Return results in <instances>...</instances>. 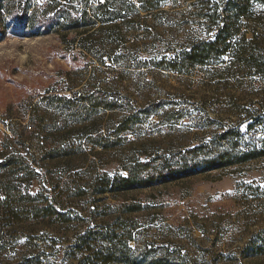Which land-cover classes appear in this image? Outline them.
Wrapping results in <instances>:
<instances>
[{
	"label": "rangeland",
	"instance_id": "obj_1",
	"mask_svg": "<svg viewBox=\"0 0 264 264\" xmlns=\"http://www.w3.org/2000/svg\"><path fill=\"white\" fill-rule=\"evenodd\" d=\"M1 1L0 146L20 150L29 172L0 171V182L27 188L41 207L53 202L55 215L0 219V264H76L70 248L80 234L121 230L133 264H264V0H148L160 4L151 12L142 0ZM46 2L71 16L85 3L107 6L90 38L56 26L28 34L42 26ZM222 24L228 50L218 44L204 66L187 67L185 52L214 42ZM94 91L115 109L63 113L59 99ZM131 116L137 123L113 138ZM97 135L112 140L107 149L92 146ZM223 153L231 165L99 193V182L139 163L171 171ZM98 246L93 259L105 252Z\"/></svg>",
	"mask_w": 264,
	"mask_h": 264
},
{
	"label": "trees",
	"instance_id": "obj_2",
	"mask_svg": "<svg viewBox=\"0 0 264 264\" xmlns=\"http://www.w3.org/2000/svg\"><path fill=\"white\" fill-rule=\"evenodd\" d=\"M59 1L60 4L61 1L66 3V0ZM142 1L145 3L144 8L142 9L146 12L155 11L156 9L160 8V4H151L148 0ZM1 3L2 1L0 0V5ZM56 3L58 4V2ZM102 3L103 4H101L99 8L95 9L88 8L85 3L83 4L82 9L80 8V10L76 11L75 16H71L68 9L63 7L66 6V4H58L62 7V9H60L52 8L51 3L46 2L44 4V7L46 8H43L44 14L42 15L41 19L39 18L41 20L42 26L37 28L31 26L27 30V33L30 35L38 33L48 34L52 32L54 26H56L62 27V29L67 31H75V33L78 35L81 33V35H85L86 39L90 38L93 36L91 34L97 30L96 19L98 18V13L99 15H103V10L107 6V3ZM27 9L28 8H26L25 5L22 6L21 1H19L18 8H16V27L22 31H24L26 28L23 20L27 16ZM45 16H47V18L42 19ZM210 19L213 22L215 16ZM215 35L214 42H201L198 47L192 48L191 50L185 52L182 59L183 63H185L189 68H194L195 66H204L206 61L204 60V53L214 52L218 44L224 46L223 51H227L229 48L227 41L231 35L227 25L222 24V26H218V33ZM209 57L210 56H207V61L210 59ZM176 65L169 66V68L171 70H175L177 68ZM59 101L63 104V113L74 111L76 114H81L84 111L94 112L98 111L99 109L113 111L115 109V103L104 98L102 93L99 91H94L93 93H90L88 97L82 98L79 101H72L66 98H61ZM152 109H155V107ZM31 120L36 124L35 129L39 130V128H37L39 122L33 119V117ZM135 123H137V120H134L133 116L122 120L118 130L113 135V138H115L121 132L126 131V129L131 128L132 125H135ZM13 137L18 144L19 141L16 139L17 136L15 131H13ZM91 140L93 141L92 146L100 149H107L108 145L112 143V140L108 137H105L104 135H97L94 139L91 138ZM9 148L10 145L8 143H4L0 146V171H13L19 174L28 173V162H26L25 157L20 154V150L8 152ZM72 150L73 146L67 145L63 150L59 151V153L67 156ZM249 156L250 155L246 157ZM225 157L226 154L223 153L219 156H215L213 160L208 162L198 161L192 165L186 163L184 165H180V167H178L177 164V168L171 171L167 167H163V165L160 163L155 165H151L149 163H139L133 168L127 170L128 174L126 176L120 175L112 179H106L99 182V185L102 187L99 193L104 194L106 192H110L111 194H114L117 192H127L134 189H146L179 177H185L193 170L208 171L231 165L232 162H227ZM246 159L248 160L249 158H245L243 161H246ZM39 202L40 200H38L37 196L30 194L27 188H22L21 186H17L11 182H0V219L4 220V223H21L25 220L24 218L27 217L39 220L55 215V204L53 202L47 204L45 207H41ZM59 219L60 217L58 216L57 220ZM60 222H62V220H60ZM130 241H132L130 232H124V230H121V232H85L84 234H80L77 237L76 241L74 242V246L70 249L76 264H133V262H129L126 257H123V253H125L124 249L128 247L127 245ZM98 242V247L100 248L103 247V244L106 245L104 247L105 252H101L99 255L96 253L98 256L97 258L93 259L92 249L93 246H96V243ZM121 246L123 249L119 248ZM1 247L2 246H0V249ZM17 264H37V259H26L24 262ZM148 264H167V262L160 258L159 260H152V262ZM177 264H180V262Z\"/></svg>",
	"mask_w": 264,
	"mask_h": 264
}]
</instances>
